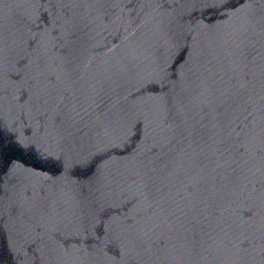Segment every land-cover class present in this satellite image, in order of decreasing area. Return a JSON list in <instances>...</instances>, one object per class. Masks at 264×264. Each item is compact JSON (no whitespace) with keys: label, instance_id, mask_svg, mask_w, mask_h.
Here are the masks:
<instances>
[{"label":"water","instance_id":"1","mask_svg":"<svg viewBox=\"0 0 264 264\" xmlns=\"http://www.w3.org/2000/svg\"><path fill=\"white\" fill-rule=\"evenodd\" d=\"M0 264H264V0H0Z\"/></svg>","mask_w":264,"mask_h":264}]
</instances>
